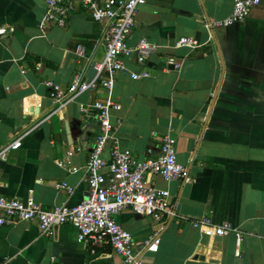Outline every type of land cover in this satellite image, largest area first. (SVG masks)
<instances>
[{
    "label": "crops",
    "instance_id": "obj_1",
    "mask_svg": "<svg viewBox=\"0 0 264 264\" xmlns=\"http://www.w3.org/2000/svg\"><path fill=\"white\" fill-rule=\"evenodd\" d=\"M65 27L42 24L44 0H0V150L18 137L21 145L0 159V196L31 197L44 210L74 206L87 197L84 166L99 132L91 105L109 98L113 129L102 153L110 160L115 143L137 160L156 157L161 139L176 141L177 160L190 180L153 181L170 193L172 214L163 224L123 209L115 220L132 236L142 264H264V0L239 23L222 26L233 0H147L137 7L126 42L146 38L157 46L145 67L124 59L110 91L78 94L62 105L44 82L66 87L75 76L95 77L93 64L105 54V22H96L78 2ZM191 37L196 48L176 47ZM84 47V58L75 55ZM173 56L178 70L165 65ZM149 77L130 78L128 72ZM73 154L69 173L55 161ZM66 182L72 191L55 189ZM209 218L242 234L222 237L193 221ZM162 225V229L160 230ZM157 233L155 252L144 241ZM0 264H122L109 247L77 241L70 225L41 235L35 222L0 227Z\"/></svg>",
    "mask_w": 264,
    "mask_h": 264
},
{
    "label": "built area",
    "instance_id": "obj_2",
    "mask_svg": "<svg viewBox=\"0 0 264 264\" xmlns=\"http://www.w3.org/2000/svg\"><path fill=\"white\" fill-rule=\"evenodd\" d=\"M78 2L96 22H105L103 45L105 54L101 61L93 64L95 77L90 82H83L75 76L69 85L61 87L50 80L44 82L48 89L49 98L62 105L70 98L88 90L101 88L110 91L118 73L125 71L124 59L134 56L135 63L145 67L149 58L157 52V46L146 38H139L135 45L126 42L134 26V15L137 7L144 5L147 0H74ZM46 15L42 24L53 23L57 27H65L72 11L71 0H44ZM261 0H233L232 11L222 26H230L245 19L250 9L260 4ZM5 32L0 28V34ZM176 47L185 46L196 48L198 43L191 37H181ZM78 58H84L82 45L75 50ZM165 65L178 70L181 63L175 57L167 56ZM133 80L149 77L147 71L128 72ZM91 107L97 112L99 132L95 137L92 149L84 166L88 186L87 197L74 206L56 205L44 210L31 197L6 199L0 196V227L11 226L18 222H35L41 235H49L52 229L60 225H70L76 231L77 241L89 244L99 250L109 247L112 253L122 259V264H142L133 251L131 234L116 220L115 216L123 209H131L139 216L152 218L163 224V220L171 216V199L167 189L158 188L153 177H160L163 182L190 180L186 167L177 160L176 141L169 135L161 139L159 153L156 157L143 160L135 159L127 149H120L115 143L112 147L110 160L106 161L102 153L108 143L113 129L110 123V110H120V105L109 98L95 101ZM21 145L18 137L12 143L0 150V159H5L7 153L16 150ZM72 152L56 160V165L69 173H76L78 168L70 162ZM55 189H72L66 182L55 185ZM194 228L209 227L216 236L227 235L230 230L235 234V255L239 256L243 242L242 234L231 229L227 224L216 226L209 218L192 222ZM162 229V225L160 230ZM146 250L155 252L158 247L157 233L144 241Z\"/></svg>",
    "mask_w": 264,
    "mask_h": 264
}]
</instances>
